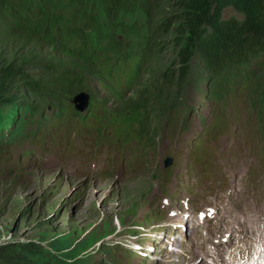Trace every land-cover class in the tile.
I'll list each match as a JSON object with an SVG mask.
<instances>
[{"label": "trees", "instance_id": "1", "mask_svg": "<svg viewBox=\"0 0 264 264\" xmlns=\"http://www.w3.org/2000/svg\"><path fill=\"white\" fill-rule=\"evenodd\" d=\"M64 1L75 21L100 8L112 29L135 12L153 21L155 55L120 108L143 103L154 122L181 104L191 86L205 81L203 70L209 81L213 75L227 77L247 56L264 54V0H0V134L20 133L16 113L38 111L45 100L67 90L54 78L55 70L92 71L66 58L57 45L45 46ZM154 14L159 21L152 19ZM255 83L264 84V71ZM68 91L78 95L81 88ZM81 243L46 234L1 241L0 264H73L68 253Z\"/></svg>", "mask_w": 264, "mask_h": 264}, {"label": "rangeland", "instance_id": "2", "mask_svg": "<svg viewBox=\"0 0 264 264\" xmlns=\"http://www.w3.org/2000/svg\"><path fill=\"white\" fill-rule=\"evenodd\" d=\"M152 19L159 21V16L154 14ZM0 30L4 31L2 28ZM199 76L195 78L198 79ZM202 78H205L204 74ZM209 109V102H203L190 117L187 133L163 140L160 148L170 153L174 150L185 152L190 140L201 131L199 116L206 117L207 123H210ZM239 115L238 118L229 119L228 130L216 142L208 143V147L217 153L214 162L218 166L217 174L224 181L216 187L212 185L217 194L214 198L222 209L225 207L224 211L221 210V215L232 225L235 221L241 223L242 217L254 212L264 215V142L257 132L250 131L253 117H248L243 108L239 109ZM70 147L68 143H61L53 149L50 148L49 153L36 163V167L47 174L58 171L62 166L64 173L68 170L72 172L86 156L82 153L81 156L75 154ZM14 151L13 160L19 153L18 150ZM95 168L98 169V166ZM71 177L77 179L79 174ZM43 180L45 181L37 183L29 190L0 184V242L19 238L36 239L39 234H46L47 237L65 235L73 243L82 241L68 253L73 263L80 264L83 260L76 261L77 256H86V251L96 250L101 239L112 232L118 222L128 217L131 209L137 206L152 183L145 178L135 181V184L122 185L120 182L125 183V180L120 178V182L110 181L88 191L85 194L87 197L78 201L80 198L75 195L76 192H72L73 189L70 191L71 188L68 187L64 191L60 189L61 194L52 195L51 188L54 185L50 180ZM69 193L74 194L72 200L68 198ZM175 207L187 208L184 195L179 196ZM179 218L180 216L173 217L181 222ZM228 222L225 228L228 227ZM219 228L220 224L216 219L198 231L188 233L187 244L194 241L193 246L190 244L188 247L196 250L200 256L206 254V243L210 236L207 235L208 239L205 240L202 232L205 230L206 233L213 234ZM178 263H181L180 260ZM160 264H166V261Z\"/></svg>", "mask_w": 264, "mask_h": 264}, {"label": "bare ground", "instance_id": "3", "mask_svg": "<svg viewBox=\"0 0 264 264\" xmlns=\"http://www.w3.org/2000/svg\"><path fill=\"white\" fill-rule=\"evenodd\" d=\"M117 5V4H116ZM118 15H119V13H118ZM117 16V15H116ZM117 18V17H116ZM78 99H80V97L78 98ZM77 99V100H78ZM241 112V111H240ZM53 149V148H52ZM98 165H96V167H97ZM72 194V193H71ZM73 196H74V194H72ZM78 200V199H77ZM78 201H80V200H78Z\"/></svg>", "mask_w": 264, "mask_h": 264}]
</instances>
